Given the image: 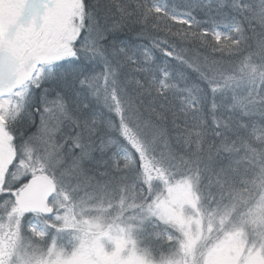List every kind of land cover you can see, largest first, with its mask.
<instances>
[{
	"label": "snow or ice",
	"instance_id": "1",
	"mask_svg": "<svg viewBox=\"0 0 264 264\" xmlns=\"http://www.w3.org/2000/svg\"><path fill=\"white\" fill-rule=\"evenodd\" d=\"M221 248L264 264V0H0V264Z\"/></svg>",
	"mask_w": 264,
	"mask_h": 264
},
{
	"label": "rangeland",
	"instance_id": "2",
	"mask_svg": "<svg viewBox=\"0 0 264 264\" xmlns=\"http://www.w3.org/2000/svg\"><path fill=\"white\" fill-rule=\"evenodd\" d=\"M174 192L177 199H181V200L192 199L191 190L187 186H181L175 189ZM188 211L190 214L195 215V212L191 208H189ZM230 255H231V250L228 248H221L214 250L212 253L209 254L208 264H226Z\"/></svg>",
	"mask_w": 264,
	"mask_h": 264
},
{
	"label": "trees",
	"instance_id": "3",
	"mask_svg": "<svg viewBox=\"0 0 264 264\" xmlns=\"http://www.w3.org/2000/svg\"><path fill=\"white\" fill-rule=\"evenodd\" d=\"M181 171H183V169H181ZM160 231H163V225L162 224H161Z\"/></svg>",
	"mask_w": 264,
	"mask_h": 264
}]
</instances>
